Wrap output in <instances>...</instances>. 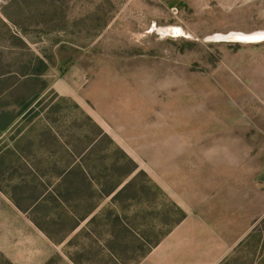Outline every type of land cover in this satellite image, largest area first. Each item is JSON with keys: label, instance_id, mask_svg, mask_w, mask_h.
Returning <instances> with one entry per match:
<instances>
[{"label": "rangeland", "instance_id": "374dc122", "mask_svg": "<svg viewBox=\"0 0 264 264\" xmlns=\"http://www.w3.org/2000/svg\"><path fill=\"white\" fill-rule=\"evenodd\" d=\"M262 32L264 0H0V117L33 100L0 133V264H136L221 171L255 176L264 37L231 35ZM230 234L219 264H264V211Z\"/></svg>", "mask_w": 264, "mask_h": 264}, {"label": "crops", "instance_id": "0c3cea01", "mask_svg": "<svg viewBox=\"0 0 264 264\" xmlns=\"http://www.w3.org/2000/svg\"><path fill=\"white\" fill-rule=\"evenodd\" d=\"M203 132L202 128L197 129L198 142L203 141L199 140L204 138ZM213 136L217 137L216 130ZM262 136L261 149L264 153V131ZM219 140L216 146L221 153L237 150L234 139H228L226 143L224 139ZM247 145L244 148L250 153L252 147ZM242 162L236 163L233 158H228L221 163V167L241 166ZM220 174L223 178L213 186L211 194L201 198L200 202H192V206L185 210L191 211L186 218L139 264H219L241 242L232 239L230 233L238 231L264 211V192L255 196L249 193L251 183L264 191V162L252 178L235 177L234 173L229 176L227 171Z\"/></svg>", "mask_w": 264, "mask_h": 264}, {"label": "trees", "instance_id": "16d2710c", "mask_svg": "<svg viewBox=\"0 0 264 264\" xmlns=\"http://www.w3.org/2000/svg\"><path fill=\"white\" fill-rule=\"evenodd\" d=\"M39 95H40L39 93H36L34 95V99H37L39 97ZM32 102H33V100H31V99L22 100L19 102V105H18L19 107H18L16 112L11 111V112H8L7 116L0 117V133L5 131L6 129H8V127H10L14 123V121L16 120L17 117H20L21 115H23V113L31 106ZM179 213H180V218L175 223V225L179 224L186 217V214L183 211H179ZM174 226H172L167 231H165L159 238H157L147 248H145L142 251L141 255L138 256V259L136 260V264H139L141 262V260L143 258H145L150 253V251L154 247H156L172 231Z\"/></svg>", "mask_w": 264, "mask_h": 264}, {"label": "bare ground", "instance_id": "6f19581e", "mask_svg": "<svg viewBox=\"0 0 264 264\" xmlns=\"http://www.w3.org/2000/svg\"><path fill=\"white\" fill-rule=\"evenodd\" d=\"M231 37L240 40H253V39L263 38L264 32L254 33V34L234 33L231 35Z\"/></svg>", "mask_w": 264, "mask_h": 264}]
</instances>
